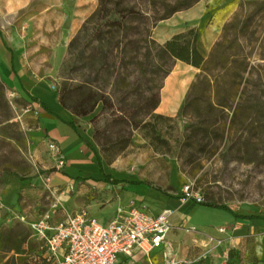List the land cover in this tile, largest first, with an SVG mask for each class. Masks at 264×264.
Instances as JSON below:
<instances>
[{
  "label": "rangeland",
  "instance_id": "obj_1",
  "mask_svg": "<svg viewBox=\"0 0 264 264\" xmlns=\"http://www.w3.org/2000/svg\"><path fill=\"white\" fill-rule=\"evenodd\" d=\"M136 1L139 9L149 11L150 0ZM98 4L99 0L83 18L73 0H0V48L8 62L23 73L32 95L27 99L16 91L2 76L5 66L0 61V187L10 179L28 178L18 192V205L3 211L0 204V234L13 230V239L24 232L33 240V225L44 217L59 222L74 211L90 212L94 203L101 208L108 205L107 198L86 184L87 180L66 174L67 153L47 136L41 116L43 95L51 93L62 106L65 90L69 107L62 108L76 130L94 141L96 150L88 145L85 149L97 169L113 180L147 186L161 198H175L179 209L186 205L194 208L198 214L194 221L187 216L173 224L172 244L183 254L182 261L264 264L263 223L243 229L238 223L227 222L218 210L182 202L183 190L190 185L203 204L227 206L241 215L264 216V129L255 128L253 117H233L240 99L253 95L264 101V0L203 2L202 23L193 29L198 39L205 28L218 34L206 58L212 61L204 68L215 83L206 88L198 103L182 112L203 70L177 64L164 87L173 80L175 86L185 83L188 91L173 116L155 111L163 119L144 117V109L151 103L147 81L137 65L124 70L122 56L117 54L114 74L102 76L85 68V60L77 61L69 54L70 43ZM90 54L88 50L85 57ZM242 70H246L243 80L233 81ZM119 76L127 80L122 82ZM84 82L89 90L82 96L77 86ZM222 82L232 89L228 109L217 105L225 95L222 90L218 98L214 94ZM159 83L158 77L155 84ZM89 95L103 97V102L91 115L76 116L72 107ZM126 104L138 113V120H145L138 128L134 118L119 120L126 114L122 110ZM250 142L258 155L251 154ZM108 213L107 209L97 214V219L107 220Z\"/></svg>",
  "mask_w": 264,
  "mask_h": 264
},
{
  "label": "trees",
  "instance_id": "obj_2",
  "mask_svg": "<svg viewBox=\"0 0 264 264\" xmlns=\"http://www.w3.org/2000/svg\"><path fill=\"white\" fill-rule=\"evenodd\" d=\"M200 1L150 0L148 1L149 11H142L137 7L138 3L136 0H99L96 11L88 18L77 36L70 43L69 54L76 57L77 61L83 60L84 62L85 60V68L96 70L97 74L102 76L104 74H107V76L114 74L117 54L122 56L121 65L124 70L128 71L130 66L137 65L147 81L146 92L149 94L148 99L151 103L144 109L143 114L144 117L151 116L154 119L164 118L162 115L155 114V111L161 104V91L164 87V81L173 72L177 61L195 68H201L203 72L192 86L190 97L182 108L183 112L189 106L198 103L206 88L210 87L211 83L214 82L204 69L208 63H211L212 58L206 60L198 50V34L194 29L175 35L164 44H158L153 39V30L159 23L171 19L179 12L193 8ZM88 50L91 51V54L86 58ZM228 71L226 70V73H229ZM245 73L246 70L239 71L233 81L237 82L238 78L243 80ZM119 77L122 82L127 80L126 77ZM158 77L160 83L156 85L155 82ZM223 81H225V78ZM222 84L224 82L217 84L216 93L214 94L218 98L222 90L225 95L224 97L222 96L221 100H217V105L223 109H228L232 89H229V87L227 89ZM236 85L237 92H239L240 82ZM77 89L82 96L86 95V91L89 90L86 82L79 84ZM252 96L248 99H240L233 117L234 119L253 117L252 121L257 126L255 128L264 129V117H262L264 114L263 98L259 96H253V98ZM66 98L67 93L64 90L61 96V104L64 108L69 107ZM252 98L253 100L251 101L250 99ZM100 102H103V97L97 98L89 95L86 98L82 97L81 101L72 109L76 116L87 117L94 113ZM127 107L128 105L126 104L125 108L122 109L126 114L119 116V120L128 122L131 118H134L135 126L138 128L145 120H138V113ZM148 125L149 123L145 124V126ZM248 149L251 150L252 155H258V152H256L257 147L254 148L251 142ZM250 150L247 152L250 153ZM104 179L108 183L118 184L117 181H111L107 175H105ZM27 180L28 178H20L21 182H26ZM201 205L229 212L237 220L264 221V216L243 217L234 214L227 206ZM5 233L0 234V264H53L46 256L42 243L37 239L30 240L29 235L24 232H18L16 239L12 238L16 233L13 230ZM35 247H37V251Z\"/></svg>",
  "mask_w": 264,
  "mask_h": 264
},
{
  "label": "crops",
  "instance_id": "obj_3",
  "mask_svg": "<svg viewBox=\"0 0 264 264\" xmlns=\"http://www.w3.org/2000/svg\"><path fill=\"white\" fill-rule=\"evenodd\" d=\"M73 1L76 4V7L80 9L78 16H84L83 18H85L92 13L98 0ZM204 1L205 0H201L193 8L187 11L179 12L171 19L161 22V24L154 30V39L160 44H164L170 41L175 35L184 33L189 29L199 27L202 23ZM229 1L230 0H215L217 4ZM75 23L77 24V21ZM217 36L218 34L213 28H205L203 30L202 36L198 39L197 46L204 58L209 56ZM7 59V56L3 54V50L0 48V61L2 65L5 66L4 71L1 72L2 76L13 84V87L23 98H32L23 77V73L17 70L12 63L8 62ZM177 64L189 67V65L180 61H177L176 65ZM187 88L188 86H186L183 82H179L177 86L173 85V80L168 83L162 90V102L157 109L158 114L173 116L178 110V103L188 91ZM43 96L44 98L42 101L44 102L45 110L42 111L41 116L45 120L48 138L55 141L59 147L67 153L66 174H69L76 179L87 180L86 184H91L92 188L97 190L100 195L107 198L108 205L104 208H101L98 203H94L89 206L90 212H86L91 218L97 219V214L108 209L109 213L107 215V220L101 222L103 224H108L115 219L117 209L120 206L127 205L130 201H135L139 206L145 207L150 213L155 215L161 213L166 208L178 209L175 213L178 215L177 218L173 219V216L171 219L172 224H175L187 216L192 221L195 220V217L197 218L198 214L195 215L194 213L196 212H194V208L189 205L179 209V200L175 198H170V200L161 198L156 193H153L151 191L152 189L147 186L128 181L122 182L113 180L104 170L97 169L93 164L91 153H88L85 149L88 145L93 150H96L95 143L91 139L90 135L83 132L80 133L79 130H76L74 124L71 125L72 121L70 120V115L62 108L51 93H45ZM105 175L109 176L111 181H117L118 184L106 182L104 179ZM22 183L23 182L19 180L10 179L6 185L0 187V204L2 205L3 211H8L12 207L18 205V192L22 187ZM189 203L193 205L194 202ZM205 208L220 211L223 216L228 219L227 222L231 221L238 223L243 229L247 228L250 224H264V221L237 220L231 213L224 210L209 207ZM80 211L81 210L74 211L70 214ZM231 212L233 211L231 210ZM233 213L243 217L255 216L241 215L235 212ZM199 215L201 216L202 214ZM97 220L99 221V219ZM172 231L168 234L167 243L162 249L153 252L149 256L138 253L132 259L121 257L122 264H164L167 260L171 259L179 261L185 260L183 254L180 255L181 251H176V245L172 244L175 238ZM170 245H172V247H170Z\"/></svg>",
  "mask_w": 264,
  "mask_h": 264
},
{
  "label": "built area",
  "instance_id": "obj_4",
  "mask_svg": "<svg viewBox=\"0 0 264 264\" xmlns=\"http://www.w3.org/2000/svg\"><path fill=\"white\" fill-rule=\"evenodd\" d=\"M51 148L56 147L52 144ZM182 201L204 203L190 185L183 190ZM175 213L166 208L155 215L130 201L117 209L108 224L91 218L86 211L68 214L60 222L44 217L33 225L34 237L53 264H122L121 257L149 256L162 249L174 228L171 219ZM164 264L189 263L171 259Z\"/></svg>",
  "mask_w": 264,
  "mask_h": 264
}]
</instances>
